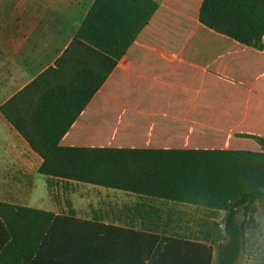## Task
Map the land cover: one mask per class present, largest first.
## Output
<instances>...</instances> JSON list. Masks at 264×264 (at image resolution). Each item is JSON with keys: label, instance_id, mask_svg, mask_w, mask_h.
<instances>
[{"label": "trees", "instance_id": "trees-1", "mask_svg": "<svg viewBox=\"0 0 264 264\" xmlns=\"http://www.w3.org/2000/svg\"><path fill=\"white\" fill-rule=\"evenodd\" d=\"M132 46H156L165 50L156 55L199 70L198 106L209 116L183 135V147L58 146L63 133L22 130L17 97L0 112L43 159L41 175L222 210L220 231L181 237L168 224L107 227L0 202V264H212L214 254L215 264L238 263L244 229L236 213L264 205V0H163ZM135 173L147 181L119 178Z\"/></svg>", "mask_w": 264, "mask_h": 264}, {"label": "crops", "instance_id": "crops-1", "mask_svg": "<svg viewBox=\"0 0 264 264\" xmlns=\"http://www.w3.org/2000/svg\"><path fill=\"white\" fill-rule=\"evenodd\" d=\"M162 2L0 0V107L17 97L14 117L22 130L63 133L58 146L183 147V135L209 116L198 106L199 70L156 55L165 51L156 46H132ZM42 162L0 112V202L107 227L167 224L158 204L168 201L44 176ZM147 176L119 178L133 184Z\"/></svg>", "mask_w": 264, "mask_h": 264}, {"label": "rangeland", "instance_id": "rangeland-1", "mask_svg": "<svg viewBox=\"0 0 264 264\" xmlns=\"http://www.w3.org/2000/svg\"><path fill=\"white\" fill-rule=\"evenodd\" d=\"M40 193L42 189H37ZM167 231L177 236L189 237L199 232L217 235L222 227V210L204 209L189 205L162 202L158 204ZM237 221L244 229V244L237 264H264V205L252 204L236 213ZM216 254H214L215 263Z\"/></svg>", "mask_w": 264, "mask_h": 264}]
</instances>
